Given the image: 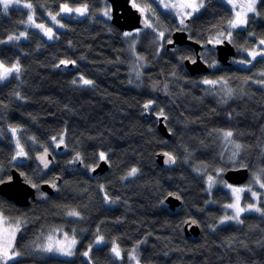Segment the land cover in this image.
Here are the masks:
<instances>
[{
	"label": "trees",
	"instance_id": "1",
	"mask_svg": "<svg viewBox=\"0 0 264 264\" xmlns=\"http://www.w3.org/2000/svg\"><path fill=\"white\" fill-rule=\"evenodd\" d=\"M28 1L39 23L48 22L47 14L58 12L62 4L85 5L88 12L82 19L59 16L63 30L51 41L26 28L27 10L10 7L4 12L0 4V62L19 64L20 72L0 84V180L17 167L39 197L41 183L61 177L55 197L45 195L44 201L31 200L26 207L0 196L4 218L20 225L14 246L20 258L9 264H127L140 242L142 264H264V199L263 214L244 213L239 223L218 226L231 198L222 185L208 192L201 173L215 174L218 167L224 171L247 167L250 172L264 167V58L246 66L235 62H249L246 51L264 40V0L244 28L232 30L230 42L237 53L225 66L217 61L210 41L230 34L233 10L223 0H205L189 18V38L202 45V59L215 64L202 76H191L184 65L186 58L196 56L193 46H178L170 54L166 45L159 47L156 33L143 29L136 48L145 68L138 81L130 77L133 57L125 32L102 14L107 0ZM132 2L141 11L144 8L168 37L177 30L176 17L163 11L159 2ZM21 32L26 37L20 41H3ZM204 77L222 79L233 96L224 100L202 84ZM159 113L170 138L157 129L153 114ZM15 128L25 161L14 157L10 130ZM227 130L240 143L235 165L222 152L218 138ZM61 137L64 148L55 153L52 141ZM47 148L56 166L43 173L34 159ZM164 150L174 157L167 167L156 161ZM101 153L109 168L94 177L90 169L101 160ZM76 155L85 171L70 163ZM133 168L136 173L129 175ZM172 193L181 197L182 205L175 211L165 203ZM245 199L252 201L249 194ZM73 210L78 215L71 217ZM189 218L201 228L195 240L184 235L182 224ZM51 229L75 237L72 258L37 250ZM97 237L105 242L94 245ZM115 241L121 262L109 249Z\"/></svg>",
	"mask_w": 264,
	"mask_h": 264
},
{
	"label": "rangeland",
	"instance_id": "2",
	"mask_svg": "<svg viewBox=\"0 0 264 264\" xmlns=\"http://www.w3.org/2000/svg\"><path fill=\"white\" fill-rule=\"evenodd\" d=\"M155 1L159 2L160 7L162 8L163 11H165L167 13H172L176 17L177 23L179 25L177 29H180L182 27V25L184 24V21L186 19L191 18V16H193L194 14L199 12L201 7L205 3V0H155ZM223 1L225 3H227L230 6L231 10H233V12H234L231 22H234L235 20H237L239 18V19L244 20V23L238 24L236 27H232V25L230 23L229 24V29L231 31L230 34H224L223 33V34H219V35L214 36L213 39L210 41L211 47L215 46L218 43H222L223 39L230 40L232 30H234L236 28H244V26L247 24L248 16L256 14V12H257L256 7H257V4L259 3L260 0H255L254 10H252V11L248 10V5L251 2V0H223ZM29 4L31 5V7L26 6ZM193 4L198 6L195 10L193 9V7L189 6V5H193ZM1 6L3 9L2 4H1ZM10 7L24 8L25 10H27L28 16H27L26 28L27 29L28 28L36 29L37 31L40 32L41 35H43L46 39L51 40V41L56 37L57 31L63 30V24H62L59 16H62L64 14V15H67L71 18L82 19L87 15V12H88V8L85 5L72 7V6H69L67 4H62L60 6L61 8L58 12H55V13L52 12V13L47 14L48 22L39 23L36 21V18H34V8L32 7L31 2H29L28 0H16V2H14L8 6V10ZM64 8H67L69 10L65 11V10H63ZM106 11L108 12V15H106V16L111 17V15H110L111 6L109 4L105 7V9L102 12V14L104 16H105L104 13ZM142 12H143V14L146 15V18L149 21V24H150L149 30H151L152 32L157 34V40H158L159 47H161V48L165 47L164 44H166L167 42H169L171 40V36L168 37L165 34V32L163 31V29L154 23V20L151 18L149 13L148 14L146 13V10L144 8H142ZM237 14H239V16ZM29 16L32 17L31 21H29V19H28ZM53 16L56 17L55 20H53V18H52ZM37 25H43V27L42 28L37 27ZM48 30H50V33L48 32ZM21 33H24V35L21 36L20 35ZM21 33L10 35V36H14V37H19V39L9 40L7 37L3 41L7 42V43H11L12 41H20L21 38L23 39L26 37V32H21ZM125 33H130V35H125ZM125 33L123 36H125V38L127 39V42H128L127 46L129 47V51L133 57L132 65H130V67H131L130 77L134 81H138L140 79V76L142 74L143 69L145 68L144 67L145 64H144V60H143L142 56H140V54H138V52H137L136 44H137L139 38L144 33V30L138 28L137 30L127 31ZM161 33H163V36H161ZM261 41L262 40H258L256 45L252 49L246 51L247 56L249 57V62H247V61L243 62L240 59H236L235 62L238 63L239 65L246 66V65L252 63L254 60H256L259 57L264 58V44H262ZM251 52L257 53L255 55V57L250 55ZM13 65L14 64L8 65V64H5L4 62H0V72H2L4 68H11ZM209 65L211 67H214L215 64H209ZM12 75L20 76V72L19 71L18 72H16V71L9 72L5 78L0 79V84H2V82L11 78ZM205 80L216 81V83H204ZM201 82H202V84L207 85L210 90L216 91L217 94L220 95L224 100L233 96L229 85L226 82H224L222 79L211 80V79L204 77V79H202ZM163 87H164L163 91L166 92L167 87H165V86H163ZM157 115H163V113H159ZM10 132H11V136L13 137V142H14V147H15V156L14 157L16 158L17 161H22V159L19 156L25 155V149H24V147L20 141V138L18 136L19 130L15 128V132H13V129H11ZM226 132H229V130H227L225 132L220 131L218 133V138L220 139L222 152L225 153L229 157V159H232V164L235 165L236 161H237L236 158H237V155L239 154V150H240V148L237 149L236 145H240V143L236 142L232 136L226 137L225 136ZM62 143H63L62 137L58 138V139H54L52 141V144L54 145V148L56 151H58V146L61 145ZM21 150L23 152V155H17V153L20 152ZM59 151H61V150H59ZM262 152L264 153V145L262 146ZM100 159H101V156H100ZM216 171L217 172L215 174H210V173L206 174L204 170H201V173L205 174V180L207 181L208 192H210L212 188L217 187L219 185H222L226 189V191H228L230 198H231L230 199L231 202L224 206V213L218 221V226H221L222 224H228L231 222L239 223L240 218H241L242 214H244V213L256 212V213L263 214V211H262L260 204L262 202V199H264V187L261 186L262 184H264L263 179H262V176L264 174V167H255V169H253L251 172L249 180L246 183L240 184V185L228 183L226 180H224V178L222 177V174L224 172L223 168L218 167V169ZM209 177H211V180H209ZM236 188L243 189V191H240L238 193H234L233 189H236ZM254 193H255V195H254ZM245 194H249L250 199L252 201L246 200ZM237 196L239 197L238 201H237ZM230 204H235V205H238V207H240V208L246 209L244 212L240 213L239 221H237L236 219H229V220L224 219L225 217H233L236 215V208L228 207V205H230ZM249 205H252L253 207L249 208ZM256 209H260V211H257ZM73 212H76V211L75 210L71 211V213H73ZM71 213L69 214V216H71V217L77 216V215H71ZM19 227H20V225H17L15 223L7 221L4 218L3 214L0 212V250L7 248L8 255L11 257V259H8V260L0 259V264H9L10 262L15 261V260L20 258V254L17 253V251L14 249L15 240H16V237L19 233ZM98 238H100V237L96 238L94 245L103 244L105 242L104 239L97 242ZM73 240L75 241V244H72L70 249H69V245L71 244V241H73ZM141 243L142 242L137 243V245H135L133 247L130 254L128 255L129 262L127 264H142L140 262V259H138V249H139L138 247ZM9 245H10V247H9ZM76 245H77V240L75 239V237L73 235L72 236L68 235L65 232V230L51 229L50 232L48 234H46V236L43 237V240L39 241L36 248L39 252H45L46 255H50V256L53 255L55 257L62 258V259L63 258L70 259L74 255V252H75L74 249H75ZM114 246L119 249L116 241L110 245L109 249H111L112 255L115 258H117L118 260H120V262H121L122 261L121 249H119L120 255L116 256L112 252V249ZM48 247H51L52 250L47 251L46 249ZM92 247L93 246H91L87 249L86 252L88 254H89L90 249ZM69 250L72 253L71 255L66 254V252ZM13 253H16V255H13Z\"/></svg>",
	"mask_w": 264,
	"mask_h": 264
},
{
	"label": "water",
	"instance_id": "3",
	"mask_svg": "<svg viewBox=\"0 0 264 264\" xmlns=\"http://www.w3.org/2000/svg\"><path fill=\"white\" fill-rule=\"evenodd\" d=\"M108 4L111 6V23L118 27L121 32L133 31L139 29H148L150 27L145 15L140 10L139 7H134L132 0H107ZM189 19L184 21V24L180 29L173 31L171 34V40L167 42L166 49L168 53H173L177 46L189 45L193 46L194 52L196 54L195 58H186L184 60V65L186 66L189 74L191 76H202L209 72L210 65L202 59L200 50L202 45L193 39L189 38L186 31L189 24ZM215 53L217 56V61L222 65L230 64V60L236 55V47L228 39H223L222 43H218L214 46ZM145 108V107H144ZM146 109V108H145ZM153 117L158 120L157 129L166 138L171 137V132L168 130L165 117L157 116L153 114ZM59 150L64 148V145H60ZM23 161L27 157L19 156ZM35 164L38 166L43 173H48L56 166L55 156L53 152L47 148L35 156ZM156 161L162 167H167L174 162V157L168 151H160L156 155ZM75 162L76 166L81 171H85V165H83L80 160V155H76L70 163ZM109 168V164L105 158L101 159L92 169L90 175L94 177H100ZM250 169L247 167L240 168H229L223 172V178L228 183L240 185L244 184L249 180ZM61 182V177L56 176L54 181L43 182L40 184L42 191V196L37 197V189L28 181L23 172L19 168H13L10 175L6 180H0V196L4 199L11 201L15 206L26 207L31 202V200L44 201V196L55 197L59 192V184ZM165 203L168 204L172 211L178 209L181 206V197L179 193H172L167 196ZM184 235L188 239H197L200 236L201 228L199 224L194 219H187L183 222Z\"/></svg>",
	"mask_w": 264,
	"mask_h": 264
},
{
	"label": "snow or ice",
	"instance_id": "4",
	"mask_svg": "<svg viewBox=\"0 0 264 264\" xmlns=\"http://www.w3.org/2000/svg\"><path fill=\"white\" fill-rule=\"evenodd\" d=\"M14 2H16V0H0V4L3 5V10H4V12H7V10H8V6H9L10 4L14 3ZM254 3H255V0H251V2H250L249 5H248V10H249V11L254 10ZM26 6H27V7H31L30 4H29V5H26ZM133 6L136 7L135 4H134ZM189 6H190V7H193L194 10L198 7V6L195 5V4H193V5H189ZM63 10L68 11L69 9L64 8ZM104 14H105V15H108V12L106 11ZM237 15L239 16V14H237ZM52 18H53V20L56 19L55 16H53ZM28 19H29V21H31V20H32V17L29 16ZM230 23H231L232 27H236L238 24H243V23H244V20L238 18V19L235 20L234 22H230ZM37 27H41V28H42L43 25H37ZM48 32L50 33V30H48ZM20 35L23 36L24 33H21ZM125 35H130V33H125ZM161 36H163V33H161ZM8 39H9V40H12V39H19V37L9 36ZM261 43L264 44V40H262ZM256 54H257V53H255V52H251V53H250V55H252L253 57H255ZM61 63H62V64H65V63H68V62H67V61H61ZM12 71H16V72H18V71H19V64H14L11 68H4L3 71L0 72V79L5 78V77L8 75V73H9V72H12ZM82 79H83V78H82ZM74 82H75V81H74ZM83 83H84V84H91L92 82H91V81H88V80H83ZM204 83H216V81H208V80H205ZM151 103H152V102L149 101V104H151ZM149 104H146L144 107H145V108H148ZM13 132H15V129H13ZM225 136H226V137H231V136H232V133H231L230 131H229V132H226V133H225ZM236 147H237V149H239L240 145H236ZM17 155H23L22 150H21L20 152H18ZM103 158H104V154L101 153V159H103ZM136 171H137V170H136L135 168H133V169L131 170V172L129 173V175H134V174L136 173ZM209 180H211V177H209ZM261 186L264 187V184H262ZM240 191H243V189H239V188L233 189V192H234V193H238V192H240ZM254 195H255V193H254ZM238 200H239V197L237 196V201H238ZM228 207H234V208H236V215L233 216V217H225L224 219H226V220H229V219H236L237 221H239L240 213H241V212H244V211L246 210V209H244V208H240V207H238V205H235V204H230V205H228ZM252 207H253L252 205H249V208H252ZM256 210H257V211H260V209H256ZM71 215H78V213L73 212V213H71ZM100 240H102V237L98 238V241H97V242H99ZM72 244H75V241H74V240L71 241V244L69 245V249H70V247H71ZM9 247H10V245H9ZM46 250H47V251H51L52 249H51V247H48ZM112 252H113L116 256H119V255H120L119 249H118L117 247H115V246L113 247ZM66 254H67V255H71L72 253H71V251L69 250V251L66 252ZM87 254H88L87 252L84 253L85 256H87ZM13 255H16V253H13ZM0 259H4V260L11 259V257L8 255L7 248H4V249L0 250Z\"/></svg>",
	"mask_w": 264,
	"mask_h": 264
},
{
	"label": "flooded vegetation",
	"instance_id": "5",
	"mask_svg": "<svg viewBox=\"0 0 264 264\" xmlns=\"http://www.w3.org/2000/svg\"><path fill=\"white\" fill-rule=\"evenodd\" d=\"M58 151H59V148H58ZM58 151L55 150L54 152H55V153H58ZM90 172H91V170H90Z\"/></svg>",
	"mask_w": 264,
	"mask_h": 264
},
{
	"label": "bare ground",
	"instance_id": "6",
	"mask_svg": "<svg viewBox=\"0 0 264 264\" xmlns=\"http://www.w3.org/2000/svg\"><path fill=\"white\" fill-rule=\"evenodd\" d=\"M146 16V15H145ZM146 30V29H145ZM124 33V32H123ZM168 40V39H167ZM165 45V44H164ZM178 47V46H177ZM201 54V53H200Z\"/></svg>",
	"mask_w": 264,
	"mask_h": 264
}]
</instances>
